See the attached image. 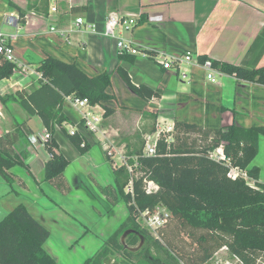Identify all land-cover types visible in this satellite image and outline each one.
<instances>
[{
	"label": "trees",
	"instance_id": "16d2710c",
	"mask_svg": "<svg viewBox=\"0 0 264 264\" xmlns=\"http://www.w3.org/2000/svg\"><path fill=\"white\" fill-rule=\"evenodd\" d=\"M7 3L22 19L24 11L10 0ZM205 59L204 55H199L200 61ZM211 62L215 68L238 79L264 85V66L249 68L216 60ZM14 68V63L0 57V80L9 77ZM36 70L41 74L39 85L32 91L16 90L13 100L28 118L38 115L48 130L50 139L44 147L50 156L44 164L43 177L59 192L67 193L70 187L64 170L69 160L58 150L53 134L55 127L63 128V123L71 121L66 114L55 109L60 108L66 95L73 93L87 98L91 104L102 105L105 116L110 111V107L103 103L111 98L108 91L110 75L105 71L89 75L75 63L52 55H46ZM118 72L134 93L145 99L154 95L150 87L133 84L125 70L118 67ZM28 118L19 120L17 126L9 131L0 132V177L8 185L19 181L13 167L27 168V154L17 151L15 144L22 138ZM152 131L154 127L150 129ZM65 136L79 152L89 150L86 140L83 146L80 145L85 138L83 135H69L65 131ZM260 136H264V125L245 127L231 124L212 128L176 119L171 141L161 134L152 155L144 154L143 142L130 156L124 157L114 173L113 184L102 186L96 183V186L111 205L124 199L127 211L135 212L134 217L146 209L153 212L156 206H163L168 217L163 226L155 229L157 236L153 242L157 247L167 249L181 264H205L222 247L229 248L244 264H264L257 258V252L264 255V181L259 180L260 167L252 163L259 152ZM219 146L225 158L215 160L211 153ZM230 167L246 172L247 179L241 175L229 177ZM144 180L154 181L158 190L147 193ZM129 182L132 191L127 189L124 192ZM199 190L229 197L248 196L261 204L254 209L258 215L249 217L247 213H227V206L223 203L218 206L224 211L215 214L213 209L216 208L208 210L205 207ZM141 232L143 236L152 237L144 229ZM49 236L47 227L22 202L17 203L0 220V264H58L44 249ZM120 246L127 254L139 251L127 249L122 241ZM145 248L139 260L148 263L152 258Z\"/></svg>",
	"mask_w": 264,
	"mask_h": 264
},
{
	"label": "crops",
	"instance_id": "0c3cea01",
	"mask_svg": "<svg viewBox=\"0 0 264 264\" xmlns=\"http://www.w3.org/2000/svg\"><path fill=\"white\" fill-rule=\"evenodd\" d=\"M10 1L24 11L18 38L13 41L17 62L36 69L38 63L46 55H52L65 62L75 63L89 75L105 71L111 78L116 73L120 75L118 67L125 70L133 84H142L154 91V95L148 99L131 91L132 95L129 94L127 100L119 105L124 110L131 112L130 115L134 114L136 126L145 124V122L148 125L152 118L157 121L158 117H168L173 121L177 119L212 128L231 124L245 127L264 125L263 84L238 79L221 70L220 74H215V81L211 82L208 79L209 72L194 65L189 67V76L186 79H181L174 68H162L153 57L158 51L166 54L191 51L198 58L199 55H204L206 59L249 68L264 66V0ZM11 11H15V9L12 8ZM1 12L5 13L3 10ZM109 12L130 15L137 20L131 30L121 32L119 35L130 41L137 53L121 51L116 46L115 38L102 34L104 19ZM76 17H82L84 22L77 24ZM89 24H94L96 30L92 31L88 27ZM51 26L56 30L51 31ZM13 30L15 29L10 28L8 31ZM59 31H65V35ZM33 77L35 78V76ZM38 81L39 79L36 78L31 79L21 88L32 91L37 87L32 86ZM62 105L68 109L71 108L65 103ZM113 108L115 110L111 115H108L109 117L122 116V113L116 109L117 107ZM21 114L24 116L23 119L28 118L24 110L21 111ZM76 116L78 118V115L74 117L76 118ZM108 116L106 118H109ZM32 117L28 118L23 134L27 139L29 135L35 133L30 125ZM68 118L70 117L68 116ZM104 118L105 116H103ZM102 127L104 132L114 128V126L104 127V124ZM9 130L11 129L2 132ZM148 133L151 132H146L144 136ZM56 134L57 132H54L53 135L58 143V150L65 155ZM260 137L259 142L261 141ZM60 139L68 141L65 135ZM20 140L16 142L15 148L17 151H25L27 154L25 159L27 168L24 170L31 176L29 181L44 179V164L49 158L44 145L30 143L28 139V152L26 148L24 150L18 147ZM84 140L86 139L84 138ZM112 142L102 141L103 146L113 144L114 148H118ZM31 144L33 148L30 146ZM129 147V140H125L120 149L124 150ZM90 149L85 153H79L80 155H77L76 159H83ZM102 150L100 149V152ZM120 152L122 151H119V154H122ZM99 155L107 164L103 154ZM124 157L123 153V160ZM66 158L69 160L68 156ZM114 164L116 163L113 162ZM70 165L71 160L64 170L67 183L69 182L66 172ZM76 169L79 174L83 173L78 165ZM84 174L91 177V182L95 186L96 183L99 184L91 174L86 172ZM110 174L114 183L115 175L112 170ZM22 182L25 185L22 186L21 193H19V196H22L20 202L46 226L44 218L34 215L32 205L42 198L50 199L47 191L54 190L53 186L46 180L40 185L35 184L40 194L37 199H34L30 195L31 193H27L28 184ZM28 187L30 189V185ZM29 192L34 191L29 190ZM26 199L29 200V203ZM10 210H5L4 214L3 210H0V214H3V216L1 214L2 218Z\"/></svg>",
	"mask_w": 264,
	"mask_h": 264
},
{
	"label": "rangeland",
	"instance_id": "374dc122",
	"mask_svg": "<svg viewBox=\"0 0 264 264\" xmlns=\"http://www.w3.org/2000/svg\"><path fill=\"white\" fill-rule=\"evenodd\" d=\"M7 1L9 0H0V26L3 31H8L11 28L2 25L1 11L3 10L7 14L12 9ZM15 11L17 12V10ZM31 79L35 78L25 74L20 69L14 68L9 77L0 80V132L15 128L19 120L23 119L24 116L21 114L22 108L17 101L13 100V93L25 84H28ZM110 79L108 89L115 95L108 90L111 98L103 101L104 104L110 107V111L105 115L98 131L90 132L84 136L88 144L87 148H92L83 159H76L77 155H80L79 153L81 152L76 150L70 143H67L68 141L65 142L60 139L64 137L65 131L67 132V129L71 126L79 127L77 116L76 118L74 117L77 115V112L71 108L68 109L64 105L55 109V111L67 114L71 121V123H63V128L59 129L55 127L54 131L57 132L56 135H58L62 151L71 160V165L66 172L70 190L67 193L61 194L59 190L53 187L54 190L50 189L47 191L51 197L50 199L42 198L32 205L34 215L44 218L46 227L50 231V236L44 244V249L58 264H83L85 261L86 264H181L167 249L157 247L153 242V238L157 234L155 229L147 226L141 212L137 213L134 217L135 212L131 214L127 211V203L124 199H120L114 205L109 204L91 182V177L84 174L85 172L91 174L102 186L111 182L113 183L110 171L116 172L122 163L123 153L125 156H130L134 148H139L145 141L144 134L150 131L153 125L154 129L158 125L156 119L152 118L148 122V125L145 122V124L136 126L134 114L130 115L131 112L119 106L127 100L129 94L132 95L130 88L118 73L111 76ZM38 85L39 82H36L32 87ZM113 107H117L116 109L122 113V116L113 115L109 117L108 115H111L115 110ZM145 113L147 112L145 111ZM145 113L143 112V115ZM106 116L109 118H106ZM103 124L104 127L109 128L110 126H114V128L113 130L104 132L102 130ZM30 125L35 130L34 135L41 138L43 125L38 115L31 118ZM260 138V150L252 163L260 166L259 180L264 181V136ZM103 140L113 141L112 143L117 145L118 148H114L113 144L103 146ZM125 140H129L130 147L122 150L120 148H122ZM30 146L33 148L32 144ZM18 147L26 148L28 151V139L26 136H22ZM100 149H103L102 152H100ZM119 151H122L120 152L122 154H119ZM99 154H103L102 156L107 164L103 162ZM113 162L116 164L113 165ZM77 165L78 168L83 170L82 174H79L77 171ZM24 169L22 166L13 167L14 172L17 173L16 175L19 176V181L12 185H8L0 177V210H3V214L5 210H10L22 200L20 198L22 196H19V193H21V188L25 184L20 183L21 181H24L28 186L30 185V189L27 186L26 190L28 191L27 193H31L32 198L37 199L38 194H40L35 184L40 185L45 180L38 181L34 179L30 182L31 176ZM249 184L252 186L253 182L250 180ZM117 186L119 187V185ZM144 186L146 188L145 180ZM29 190H33L34 192H29ZM127 191V187L125 186L124 192ZM199 196L202 198L205 207H208V210L216 208L213 209V213L215 214L224 211L218 206L219 203L227 206V213H247L246 215L249 217L258 215L254 209L261 205L248 196L229 197L217 192L204 190H199ZM26 201L29 203L28 199ZM158 207L162 211L166 210L161 205H158ZM1 214L0 220L3 216ZM132 226L134 228H130ZM142 229L149 232L152 237L143 236L141 234ZM125 231L129 232L122 240ZM120 241L124 243L127 249H131L132 251L139 250L138 253L127 254L120 246ZM144 248L147 249L149 256L152 258L148 263L139 260L144 253ZM257 258L258 262L264 263V255L261 252H257ZM224 263L237 264L232 251L227 247L219 249L205 264Z\"/></svg>",
	"mask_w": 264,
	"mask_h": 264
},
{
	"label": "built area",
	"instance_id": "2783aa9c",
	"mask_svg": "<svg viewBox=\"0 0 264 264\" xmlns=\"http://www.w3.org/2000/svg\"><path fill=\"white\" fill-rule=\"evenodd\" d=\"M2 25L9 26L14 28L13 31H3L0 26V57L5 61H9L15 64V68L20 69L22 72L29 76H35L36 79L41 78V74L36 69H31L25 64L17 62V59L14 54L13 41L18 38L19 29L21 28V17L18 12L10 11L9 13H2ZM75 22L77 24H82L84 22L82 17H76ZM137 23V20L130 15H122L117 12H109L103 23L102 34L106 37L115 38L116 46L121 51L129 52L131 54L137 53L136 48L132 45L130 41L123 39L120 35L121 32L131 30ZM88 27L95 31L96 27L94 24H89ZM51 31H55L56 29L51 26ZM62 35H65V31H59ZM155 61L159 63L162 68L170 69L174 68L180 76L181 79H186L189 76V67L200 66L208 71V79L211 82L215 81V74H220V70L216 69L210 59H205L204 61H200L198 56H194L191 51H185L183 53L178 54H166L162 51H158V53L153 55ZM63 103L71 107L77 112L78 115V126H71L67 129V133L69 135L81 134L85 136V134L90 132L98 131L101 122L103 120L104 108L100 104H91L87 98H80L75 96V94L66 95L63 99ZM157 128L155 131L148 133L144 136V146L143 152L146 155H152L156 151L157 140L160 135H164L167 141L172 140V132L174 128V121L168 117H158L157 119ZM59 128V127H58ZM60 129V128H59ZM30 143L33 144H45L46 141L50 139V134L48 130L44 127L42 136L39 138L38 136L29 135L28 137ZM85 140L83 139L81 142V146H83ZM48 156L50 154L48 153ZM211 157L215 160L224 159V153L222 147L219 146L212 153ZM227 175L231 178H235L238 175L243 176L247 179L246 172L236 168L230 167ZM146 188L145 191L147 193H153L158 190V185L152 180H146ZM127 189L132 191L131 182H129ZM144 216L146 224L148 227L156 229L157 227H161L166 223L168 212L167 210L162 211L156 206V210L150 212L149 210H144L141 212ZM236 259L237 264H244L239 257L233 254ZM229 264V263H224Z\"/></svg>",
	"mask_w": 264,
	"mask_h": 264
},
{
	"label": "water",
	"instance_id": "95a60500",
	"mask_svg": "<svg viewBox=\"0 0 264 264\" xmlns=\"http://www.w3.org/2000/svg\"><path fill=\"white\" fill-rule=\"evenodd\" d=\"M129 231H125V233L123 234V236H122V240H123V238L126 236V234L128 233Z\"/></svg>",
	"mask_w": 264,
	"mask_h": 264
}]
</instances>
